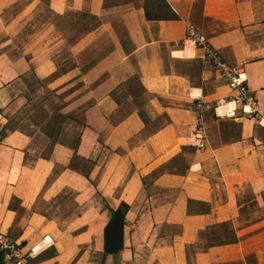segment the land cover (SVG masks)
Returning a JSON list of instances; mask_svg holds the SVG:
<instances>
[{
    "label": "crops",
    "instance_id": "0c3cea01",
    "mask_svg": "<svg viewBox=\"0 0 264 264\" xmlns=\"http://www.w3.org/2000/svg\"><path fill=\"white\" fill-rule=\"evenodd\" d=\"M161 1L0 0V230L38 264H264V125L214 112L231 92L185 39L194 24L263 109L264 0Z\"/></svg>",
    "mask_w": 264,
    "mask_h": 264
},
{
    "label": "built area",
    "instance_id": "2783aa9c",
    "mask_svg": "<svg viewBox=\"0 0 264 264\" xmlns=\"http://www.w3.org/2000/svg\"><path fill=\"white\" fill-rule=\"evenodd\" d=\"M185 39L193 43L202 53V57L213 66L219 75L226 80L231 94L217 99L213 103L215 112L218 107L232 105L230 111L225 110V115L248 117L255 122L264 125V108L260 109L255 93L249 89L241 66L227 65L224 63L220 53L202 35L199 29L192 23L186 25ZM195 107L202 111L204 102L200 95H195ZM216 113V112H215ZM188 144L195 151L203 152L207 147L205 125L202 116L196 117L189 128ZM43 249L53 245L51 235L44 234L39 240ZM42 249L28 244L22 240H16L9 233L0 230V259L2 264H38L37 258Z\"/></svg>",
    "mask_w": 264,
    "mask_h": 264
},
{
    "label": "trees",
    "instance_id": "16d2710c",
    "mask_svg": "<svg viewBox=\"0 0 264 264\" xmlns=\"http://www.w3.org/2000/svg\"><path fill=\"white\" fill-rule=\"evenodd\" d=\"M146 16L149 17L150 15L146 13ZM127 208L128 206L122 203L116 210L112 211L111 218L104 229L105 252H116L122 247L123 225L125 223L124 216Z\"/></svg>",
    "mask_w": 264,
    "mask_h": 264
},
{
    "label": "rangeland",
    "instance_id": "374dc122",
    "mask_svg": "<svg viewBox=\"0 0 264 264\" xmlns=\"http://www.w3.org/2000/svg\"><path fill=\"white\" fill-rule=\"evenodd\" d=\"M13 238H15V237H13ZM16 240H19L18 238H15Z\"/></svg>",
    "mask_w": 264,
    "mask_h": 264
},
{
    "label": "bare ground",
    "instance_id": "6f19581e",
    "mask_svg": "<svg viewBox=\"0 0 264 264\" xmlns=\"http://www.w3.org/2000/svg\"><path fill=\"white\" fill-rule=\"evenodd\" d=\"M39 246H41V245H39ZM37 249H39V247H37Z\"/></svg>",
    "mask_w": 264,
    "mask_h": 264
}]
</instances>
